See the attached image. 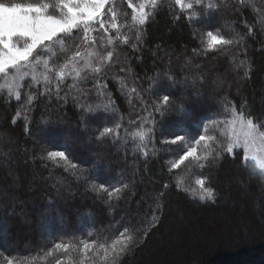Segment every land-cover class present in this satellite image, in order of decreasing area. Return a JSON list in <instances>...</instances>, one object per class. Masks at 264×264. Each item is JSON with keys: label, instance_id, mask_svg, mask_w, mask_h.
I'll return each mask as SVG.
<instances>
[{"label": "trees", "instance_id": "trees-1", "mask_svg": "<svg viewBox=\"0 0 264 264\" xmlns=\"http://www.w3.org/2000/svg\"><path fill=\"white\" fill-rule=\"evenodd\" d=\"M56 1L12 0L48 14ZM126 4L114 1L122 37L101 69L56 75L80 31L52 46L47 80L0 89V252L21 264H264V175L216 135L180 161L225 106L264 127V0H205L190 14L159 0L143 25ZM209 31L232 43L209 49ZM121 233L127 248L106 257L99 246ZM56 243L69 248L49 254Z\"/></svg>", "mask_w": 264, "mask_h": 264}, {"label": "snow or ice", "instance_id": "snow-or-ice-1", "mask_svg": "<svg viewBox=\"0 0 264 264\" xmlns=\"http://www.w3.org/2000/svg\"><path fill=\"white\" fill-rule=\"evenodd\" d=\"M148 3L151 5H156L157 0H148ZM196 5H201L202 0H194ZM175 4L179 5L181 9H192L193 3H184V0H175ZM106 0H59L58 7L60 8V15L48 14L47 9L48 5L36 6L34 4H24L18 2H5V0H0V73H7L9 69H17L22 62H28L30 57H35V63L41 62V53L44 50L51 51L52 46L59 42L63 45L65 40L76 38L77 33L80 31L83 32L82 43L84 41L90 40V32L92 24H99L100 28H105L103 22V17L106 15L110 9H106ZM132 7L131 5H129ZM195 15V13H193ZM149 13L145 10V5L142 3L139 6V9L133 8V19L137 23L143 25L145 24ZM112 27L115 28L116 24H112ZM207 36L210 38L207 43L209 49L215 47L219 44H229L232 41L225 40L218 35H214L211 31L207 33ZM14 37H23L25 38V43L22 47L14 44ZM111 43V41H109ZM78 48L79 45H76ZM81 53L76 51L74 57H80ZM48 59L43 58L44 67H48ZM72 63V58L64 66L56 72L58 77H64L67 72L65 69L68 64ZM75 71V68H72ZM77 74H79L77 72ZM26 75V74H25ZM247 75V73H246ZM45 80L48 79L47 75L43 77ZM32 79H36L35 72L32 74ZM19 92L16 93L17 98H19ZM172 103V98L169 95H163L162 98L157 102V105L154 109L155 112L163 115L165 110H170ZM19 115V113H17ZM234 122V121H233ZM243 123V121H241ZM247 127L249 130L255 129V125L252 120H247ZM109 128H105L99 133V138H103L111 132ZM261 136H264V132L260 133ZM250 136L251 133H245L244 139L239 138L232 140L227 144L225 152L232 154L234 150L243 148L245 157H247L250 150ZM143 138V134H141ZM183 136H175V139L171 141L172 144H175L177 141H182ZM212 136L201 135L196 141L199 144L201 141L207 143V141L213 140ZM211 149L204 155H210ZM48 157L50 158H62L67 160L65 152L63 151H50L48 152ZM220 152H216V156L219 157ZM194 156L196 159L200 157L196 156V148L190 147L183 156L180 157V161H183L185 157ZM252 159L256 161L257 167L264 170V160L257 159L255 155L252 156ZM179 163V161L177 162ZM177 163L172 164V168L177 167ZM75 168L76 165H71ZM196 184L201 186L199 196L201 200H204L205 197L208 199H213V190L208 187H204L205 181L203 179H197ZM103 187V185H101ZM179 187V185H178ZM195 193V190H192ZM159 207V205L157 206ZM154 219H157L154 217ZM131 238L125 236L124 233L120 234V238H117L112 242L109 247L101 244L99 247L104 250L105 256H119L120 253L124 252L127 248ZM69 248L68 244L56 243L54 248L50 250L49 254L52 252H58L62 249L66 250ZM84 251L93 248V245L84 243ZM0 257L3 259L0 260V264H21V261L9 258L3 252H0ZM23 264H30L26 259L23 261ZM56 264H61V261L57 260Z\"/></svg>", "mask_w": 264, "mask_h": 264}, {"label": "rangeland", "instance_id": "rangeland-1", "mask_svg": "<svg viewBox=\"0 0 264 264\" xmlns=\"http://www.w3.org/2000/svg\"><path fill=\"white\" fill-rule=\"evenodd\" d=\"M114 1L115 0H106L105 7L106 9H110V11H108L103 17L105 28H100L99 24H92L90 26L91 32L89 35L91 39L83 42V46L79 50V52L81 53L80 57H74V55L70 57L72 58V63L68 64L67 68L65 69V71L67 72L66 75L72 77L75 76L77 72L79 73L82 70L97 71L101 69L108 61L110 57L112 42L115 39H120L122 37L119 31V25L116 22V16L112 11ZM158 1L159 0H157V2ZM204 2L205 0H202V5ZM58 3L59 0L54 3V12H52L51 14L60 15V8L58 7ZM142 3L145 5V10L148 13L155 6L149 4L148 0H127L126 7L128 9L130 8L129 10L131 12L129 15V20L137 23V21L133 19V8L138 10L140 4ZM184 3H193L192 9H184L185 11H188V13L190 11L195 12L194 10H197V8L200 7V5H196L194 3V0H184ZM129 5H131L132 7H130ZM113 23L116 24L115 28L112 27ZM209 39L210 38L207 37V42ZM109 41H111V43ZM12 42L17 46L22 47L25 43V38L14 37ZM58 43L59 42H57L56 44ZM50 53L51 51L44 50L41 53V62L38 64L35 63V57H30L28 62H22L17 69H9L7 73H0V89H4L9 93H14L15 91H17V88L19 87V84L23 79H32V74L34 72L36 74V79L32 80L38 82L43 81V77L45 76L43 58H47ZM69 60L70 59H68V61ZM65 64L66 63H64L62 66H64ZM73 67L75 68V71L72 70ZM247 120L249 119L243 118L234 110L233 107L225 106L222 113L220 115L214 116L213 119L208 123L207 130L204 135L212 137H214L215 135L218 137H224L228 144L229 142L237 138L243 140L245 133L250 132V150L247 157H245L243 148H240V150L243 151L244 159L249 162L256 171L264 175V170L257 167L256 161L252 159V156L255 155L257 159L264 160V136L260 135L261 132H264V127H259L255 123H253L256 126L255 129L249 130L247 127ZM241 121H243V123ZM199 137L200 136L188 142V149L190 147L196 148V154L199 148H202L205 144L208 143V141L207 143L201 141L199 144H197L196 141L199 139Z\"/></svg>", "mask_w": 264, "mask_h": 264}]
</instances>
